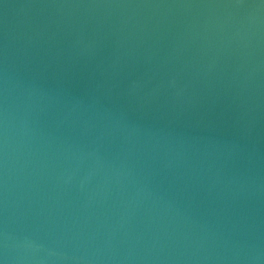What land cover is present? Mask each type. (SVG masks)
Instances as JSON below:
<instances>
[{
	"label": "water",
	"instance_id": "1",
	"mask_svg": "<svg viewBox=\"0 0 264 264\" xmlns=\"http://www.w3.org/2000/svg\"><path fill=\"white\" fill-rule=\"evenodd\" d=\"M0 264H264V0H0Z\"/></svg>",
	"mask_w": 264,
	"mask_h": 264
}]
</instances>
